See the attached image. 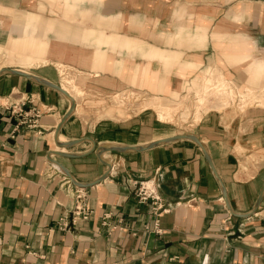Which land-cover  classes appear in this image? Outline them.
<instances>
[{"label":"crops","instance_id":"1","mask_svg":"<svg viewBox=\"0 0 264 264\" xmlns=\"http://www.w3.org/2000/svg\"><path fill=\"white\" fill-rule=\"evenodd\" d=\"M1 55L0 70L67 80L76 104L56 135L70 99L0 74V264H264V107L215 105L180 130L152 111L123 119L88 101L138 84L180 92L206 85L197 80L206 71L218 73L214 85L251 87L253 62L264 90V0H0ZM180 135L205 145L220 180L189 139L89 153ZM57 140L81 142L62 150ZM105 162L109 176L87 189L55 165L87 184L107 173ZM145 181L160 201L139 199ZM80 189L87 220L72 213Z\"/></svg>","mask_w":264,"mask_h":264},{"label":"rangeland","instance_id":"2","mask_svg":"<svg viewBox=\"0 0 264 264\" xmlns=\"http://www.w3.org/2000/svg\"><path fill=\"white\" fill-rule=\"evenodd\" d=\"M1 57L2 55L0 58ZM1 59L4 61L5 59L8 60L9 55L6 54ZM17 59V57L12 58L10 61L13 63ZM58 70H64L72 77L78 75L71 72L69 68L66 71V68L58 66ZM217 76V72L209 74V71H206L197 79L206 80L208 77L210 80L206 85H203L205 81H194L192 86L184 87L183 90L181 89L183 92L176 91L175 93H171L170 91H165L163 93L164 96L170 95V98L158 96V93H162V90L157 91L143 84H138L135 85V87L123 88L122 91L118 93H112L109 95L110 98H99L100 102L98 99L95 101H88L92 103L96 102L94 103L95 106L97 103L99 106L104 105V108L108 109L109 116L115 114L121 115L123 119L138 117L145 111H152L156 113L159 121L165 123L167 126L177 127L180 130H183L188 125L198 123L203 112L210 110L215 105H219L218 107L222 108L233 107L240 112L246 111L249 107H264V90L256 84V81L251 87H243L233 82H228V84L226 81H222L223 83L225 82L222 85L218 83L214 85L213 83L217 81H214L213 78ZM67 82L66 80V86L72 89L75 88L72 84H68ZM80 88L83 90V95L77 96V99L83 103L85 98H88V92L84 90V88ZM147 89L151 93H149ZM123 98H126V100L122 101ZM86 101L84 103H86ZM160 111H163L164 119L160 117Z\"/></svg>","mask_w":264,"mask_h":264},{"label":"water","instance_id":"3","mask_svg":"<svg viewBox=\"0 0 264 264\" xmlns=\"http://www.w3.org/2000/svg\"><path fill=\"white\" fill-rule=\"evenodd\" d=\"M3 73H13V74H18V75H22L24 77H27L33 81H36V82H39V83H42L44 85H47L59 92H61L62 94H64L66 97H68L72 103L71 105V108L70 110L64 115L61 123L58 125V128H57V131H56V135H58L59 133V130L61 128V125L68 119V117L73 113L74 109H75V101L72 99V97L69 95V93H67L66 91H64L61 86L57 85V84H54L50 81H47L45 79H42L36 75H32V74H29V73H26V72H22V71H18V70H13V69H2L0 70V74H3ZM180 139H189V140H192L194 142H196L203 150L204 152V155L207 159V162L209 164V166L211 167L213 173L215 174V176L220 180L219 176H218V173L216 171V168L212 162V159L205 147V145L194 135H180V136H174V137H171V138H167V139H162V140H159V141H155L149 145H146V146H134V147H122V146H109V147H105V146H99V147H94L89 153H93V152H96L97 155L102 158V155L105 153V152H113V151H116V152H123V151H127V150H135V151H144V150H148V149H151L155 146H158V145H161V144H165V143H169V142H173V141H176V140H180ZM81 140H76V141H71V142H66V143H62V142H59L57 140V143L59 145V147L64 150V149H68V148H71L73 147L74 145L80 143ZM55 153L56 155L58 156H63V157H78V156H83V155H73V154H69V153H65L64 151H55L53 152ZM86 155V154H85ZM105 164L108 166V171L107 173H105V175H103L100 179H98L97 181L95 182H92V183H87V184H83V183H79L77 182L71 175L70 173L62 166H60V164H56L57 167L59 169H61L64 173H66L69 178L75 183V185H77L78 187L80 188H90V187H93L99 183H101L102 181H104L108 176H109V173H110V169H111V163L110 162H105ZM223 191H224V194L226 196V193H225V188L223 186ZM261 198L262 196H260L259 200H258V203L257 205L259 206L260 202H261Z\"/></svg>","mask_w":264,"mask_h":264},{"label":"built area","instance_id":"4","mask_svg":"<svg viewBox=\"0 0 264 264\" xmlns=\"http://www.w3.org/2000/svg\"><path fill=\"white\" fill-rule=\"evenodd\" d=\"M124 100H126V98L122 99V101ZM2 106L5 107L6 110L11 108V106H9V103L7 102L5 104H2ZM36 113L37 115H39L38 111H36ZM136 186H137V195L141 201L147 202L150 199H152L154 203L160 201V196L158 194L157 186L154 181L136 182ZM83 191H84L83 189L76 191L75 204L72 213L76 218L81 217L87 220L89 218L90 212L85 203L86 196L83 193ZM65 220L66 219H62L63 228H67L69 225L68 223H66Z\"/></svg>","mask_w":264,"mask_h":264},{"label":"bare ground","instance_id":"5","mask_svg":"<svg viewBox=\"0 0 264 264\" xmlns=\"http://www.w3.org/2000/svg\"><path fill=\"white\" fill-rule=\"evenodd\" d=\"M253 65H254V69H253V73H254V78L256 81L259 80V76L262 74V71H263V67L262 66H257V64L255 62H253ZM223 80H218V84L219 85H222L224 84L222 82ZM68 83V82H67ZM64 91H66L67 93H69L66 85H64L63 87H61ZM181 88V87H180ZM70 95V94H69ZM72 97V96H71ZM73 98V97H72ZM160 117L162 119H164V116H163V111H160Z\"/></svg>","mask_w":264,"mask_h":264}]
</instances>
